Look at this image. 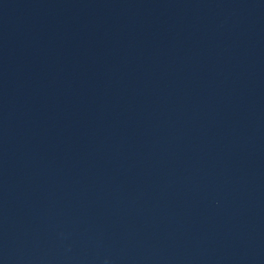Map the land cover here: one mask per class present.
Returning <instances> with one entry per match:
<instances>
[{"label":"water","instance_id":"water-1","mask_svg":"<svg viewBox=\"0 0 264 264\" xmlns=\"http://www.w3.org/2000/svg\"><path fill=\"white\" fill-rule=\"evenodd\" d=\"M0 264H264V0H0Z\"/></svg>","mask_w":264,"mask_h":264}]
</instances>
